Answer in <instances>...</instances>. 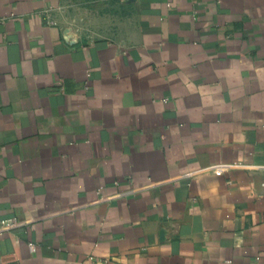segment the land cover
Segmentation results:
<instances>
[{
  "label": "crops",
  "instance_id": "crops-1",
  "mask_svg": "<svg viewBox=\"0 0 264 264\" xmlns=\"http://www.w3.org/2000/svg\"><path fill=\"white\" fill-rule=\"evenodd\" d=\"M66 1L0 0V264H264V0Z\"/></svg>",
  "mask_w": 264,
  "mask_h": 264
},
{
  "label": "rangeland",
  "instance_id": "rangeland-1",
  "mask_svg": "<svg viewBox=\"0 0 264 264\" xmlns=\"http://www.w3.org/2000/svg\"><path fill=\"white\" fill-rule=\"evenodd\" d=\"M125 6L124 0H115L113 4L97 2V0H67L60 11L59 22L69 34L76 35L81 39L92 38L97 36V31L101 30L96 28L99 22L94 21L93 15L100 12L105 16L104 24L113 27L125 16ZM96 8L97 11L92 13L91 10Z\"/></svg>",
  "mask_w": 264,
  "mask_h": 264
},
{
  "label": "built area",
  "instance_id": "built-area-1",
  "mask_svg": "<svg viewBox=\"0 0 264 264\" xmlns=\"http://www.w3.org/2000/svg\"><path fill=\"white\" fill-rule=\"evenodd\" d=\"M244 165L243 163H234V164H230V165H225L228 167H233V166H242ZM225 166H221V165H217V166H213L211 168H222ZM264 167V165H263ZM263 186H264V180L262 182ZM17 223V219L16 218H7V219H3L1 220V225H0V229H4V228H9L10 226H14Z\"/></svg>",
  "mask_w": 264,
  "mask_h": 264
}]
</instances>
